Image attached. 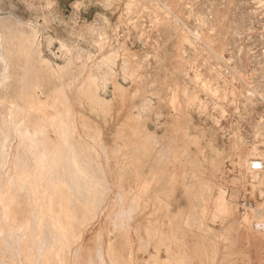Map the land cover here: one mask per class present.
<instances>
[{"label": "rangeland", "instance_id": "374dc122", "mask_svg": "<svg viewBox=\"0 0 264 264\" xmlns=\"http://www.w3.org/2000/svg\"><path fill=\"white\" fill-rule=\"evenodd\" d=\"M5 17L16 19L19 27L38 30L41 56L54 69L67 59L61 43L81 58L70 72L75 74L64 77L63 82L71 83L68 95L78 132L97 151L109 189H104L106 195L96 193L100 209L92 223L86 224L69 264H99L101 251L110 264L111 242L119 263V258L131 256L133 264H154L156 260H172L170 264H264V237L253 229L255 212L264 200L260 195L264 192V0H0V18ZM14 49L9 44L1 46L0 64L4 60L10 64L0 75L1 96L16 95V87L24 81V71L15 64ZM115 52L117 62L99 68L100 61ZM35 63L38 69L34 68V73L45 86L40 92L52 91L57 80ZM81 68L84 72H79ZM99 69L110 74L100 91L101 97L110 101L108 112L78 93L89 73ZM9 70L20 72L19 79L9 78ZM82 122L88 123V128L82 127ZM96 134H101L98 143L88 140ZM249 161L262 163L257 182L251 178ZM39 192L37 198L32 196L35 203L43 197ZM136 193L138 208L130 218L134 220L130 246L127 243L122 250L126 241L119 237L114 215L129 210ZM222 195L224 203L218 202ZM27 196L17 195L12 207L21 219L33 215L34 222L27 224H33L35 230L40 224L33 212L41 206L37 209L38 204H33L32 208L25 203ZM58 196L73 198L67 191ZM81 211L79 214H86ZM191 215L189 242L192 245L196 237L197 248L191 247L183 259L180 242L186 229L184 221ZM3 222L7 230L8 224ZM24 223L16 234L23 235V229L28 228ZM46 224L50 225H42ZM151 229L155 235L151 237L152 254L147 245L144 249L133 245L149 241L147 230ZM22 235L11 233L18 241V236L23 237L22 242L28 239ZM4 236L0 237V264H24L26 259L25 264H32L33 259L36 264L39 258L37 264H45L47 250L41 256L35 247L26 250L14 239L19 248L13 254ZM129 247L134 252L127 250ZM144 253L148 254L146 259Z\"/></svg>", "mask_w": 264, "mask_h": 264}, {"label": "bare ground", "instance_id": "6f19581e", "mask_svg": "<svg viewBox=\"0 0 264 264\" xmlns=\"http://www.w3.org/2000/svg\"><path fill=\"white\" fill-rule=\"evenodd\" d=\"M19 26H20L19 22L12 17L0 18V50H1V46L6 44H9V46L10 45L13 46L15 48L14 49L15 51L13 52L17 55V57L15 58V64L16 66L19 64L21 70L24 71V81L21 82V85L16 87V89L18 90L16 95L12 96L6 93V95L1 96L0 94V108L3 109V110L0 109V196H1L0 203L1 206L3 207L2 208L0 206L2 208V210L0 209V237L2 236V234L5 235L4 237H8L6 239L7 244L5 245L9 246V248L7 246L6 248L11 249L12 251L11 250L10 251L14 254L15 252L14 249L16 250V247L17 248L19 247L16 246L13 241L14 239L18 241L16 239V236L15 238L11 237V233L21 236L22 232L20 234L18 233L16 234L15 232L16 231L19 232L21 228H24L22 225L21 226L19 225L21 222L25 221L26 223L24 224L27 225V226L25 225V227L28 228L23 229L24 233L22 236H24V239L25 238L28 239H25L22 242L23 237L18 236L19 238H21L18 241L19 246H22L23 244V247L24 249L26 248V250L28 248L29 250H33V247H35L36 250H38V253L40 254L44 252V250H47V253L49 254L47 255L45 251L46 253L45 258L47 256L45 264H69L70 261L69 257H71L74 248L78 246V243L80 244L82 242V239L84 237V228L86 227V224L88 222L93 221L96 218V213L98 212L97 210L100 209L98 208L100 202L98 204V199L95 197L96 193L99 195V191H100V195H102L104 189H107L109 185H108L107 177L104 174V170L99 161L100 159L98 160L97 151L90 144L84 141L81 134L78 132L79 129L78 119L76 118L74 107L68 95V92L71 89V83L67 84L63 82L64 77L69 76L70 74L72 75V73H74V71L72 73L70 72L73 66L77 63V61H80L81 58L75 56L71 48H69L64 43H61V51H64L66 53L67 59L63 66L58 67V69H54L41 56L42 55L40 50L41 48H40V43L38 41V34H39L38 30L32 26H30L29 28H27L26 26L24 28ZM102 42L100 43L101 45H103ZM26 49L29 50V53L27 52ZM24 50H26L25 53ZM117 58L118 55L116 52L110 53L100 61L99 68H101L102 66L110 67L114 65L117 62ZM35 62H39L40 68L45 67L46 69L45 71H47L48 75H50L55 80H57L58 84L52 91L46 89L44 93L40 92V90L42 89L44 90L45 86H43L41 76L37 73H34L35 70L34 68L38 69V67L36 66L37 64ZM83 66H85V64ZM9 67H10L9 61L4 60L0 64V75L3 74V70L7 71ZM81 69L79 70V72L83 71L84 68ZM102 69H99L97 73H93V72L89 73L86 81H84V83H81L82 85L80 86L78 93H80L81 97L92 103L91 105L99 108L103 112H108L109 106L111 105L110 101H107L106 99L101 97L100 91L102 88L101 86L104 85L107 80L106 79L107 75L109 76L110 74L101 71ZM126 70L127 69L124 68V72H126ZM7 74L9 78L14 79L15 77L19 79L18 77L21 73L13 72L9 70ZM76 74L81 75L82 72L81 74L80 73H76ZM41 94L43 95L45 94V97L43 96L41 97L40 96ZM87 124L88 123L82 122L81 125L84 128H88ZM99 136H101V134L99 135L96 134L95 136L94 135L88 136L87 138L88 140H96V143H98L97 140L100 141ZM152 143L154 144L155 142L153 141ZM96 146L98 147V144H96ZM156 147H157V143H156ZM249 163L251 165L250 169L252 172L251 173L252 174L251 178H253L252 180L261 179L260 174H258L261 170H263L261 161H252V162L249 161ZM257 184L256 185L259 186L260 183L258 182ZM117 189L121 190L120 188ZM48 191L49 192L59 191V194L60 192H62L63 194V192L67 191L68 197L70 194L73 195L72 196L73 198L69 199L67 197L69 200L63 197L60 198L57 192V194L55 193L59 197L57 199L56 197H54L56 196L54 192H53L54 196L52 194L51 196H49L50 193L47 195L46 193H48ZM37 192H39L40 194L42 193L43 197L41 194L42 198H38V199L34 198L36 201L35 203L34 200L32 199V196L36 197ZM24 193L25 195H28L27 196L28 198L25 203L32 205V208L34 206L33 204H38L36 205L37 209L38 206L39 208L41 206V208L38 209V211L37 209L31 210V211H35V210L37 211L35 213L33 212V214L35 221L40 224L39 225L37 223L39 225L37 227L38 229L36 228L35 230H32V227L34 226L33 224L32 226H29L30 225L29 223L33 221L32 219L33 215L31 217H25L21 219L18 217L17 211L12 207L17 202L15 201L17 195L19 194L21 195ZM104 195H106V193ZM104 195L103 197L106 198ZM134 195L132 197H134ZM260 195L261 197L264 198V192H261ZM124 197H126V195ZM135 197L133 200L131 198L132 200L131 205L128 206L129 210L122 209L116 212L114 215L115 227L118 229L119 233L120 232L122 233V234L120 233L119 237L122 235L121 238L125 239L126 246H128L130 243L129 240H131L130 238L131 229L133 228L131 222H133L134 220L131 221L130 218L131 215H133V213L136 212L138 208V202L136 200L137 193ZM138 197L140 199L139 201L140 203L142 200L140 195ZM18 199L20 200L21 198ZM123 202L126 204L125 200ZM127 202L130 203L129 201ZM201 202L203 201L201 200L200 203L198 204H201ZM218 202L224 203L225 196L222 195L221 197H219ZM140 206L142 207V205ZM44 207L48 209L44 211ZM25 209H28L27 205L24 208V210ZM81 209L83 211H86V214H82V213H81L82 215L79 214V210L81 211ZM255 214L257 215L256 216L257 219L256 221L254 220L255 223L253 225V229L256 234H262L264 236V200L263 203H261V207H259L256 210ZM26 215H28L27 212ZM187 217L188 218H186V223L184 221V224H186L185 226L186 229L184 228H183L184 230L182 229L183 230V235L181 237L182 242H180V244L182 243L181 249L183 251V259H186L188 257V253L191 247H194L195 249L197 248L196 237H195V241L194 240L192 241L193 243L192 245H190L189 242V238L191 234H193L192 232L193 229L191 231L190 229L191 225L190 223H188V221L190 222L189 219L192 218V215L191 217L189 216ZM201 219L200 222L202 223ZM2 220L8 224L7 225L3 222L5 225H7L6 226L8 227L7 230H5L6 229L5 227L3 228L4 225L1 223ZM112 220H114V218H112ZM76 221L78 222L77 224ZM45 222H49L50 225L48 226L47 224L42 225ZM149 227L151 228V226ZM149 227L148 229H150ZM17 228L19 230H17ZM153 230L154 229H151L150 231L147 230V234L150 236V240H152L151 238L152 236H155L152 234ZM112 234L113 233H111V235ZM0 245L2 246V244ZM124 248L126 250V247ZM129 249L128 250L132 252V247L131 248L129 247ZM109 250H110V254H112V259L110 261L111 262L110 264H115V262L117 264H133L132 262L134 261H132V259L130 258L131 256H129L128 259L125 260L123 258L120 259L119 258L120 255L118 257L119 260H121L119 263L117 258H115V254H116L115 244L113 245L112 242H111V246L109 247ZM3 251L4 250L2 248V252ZM7 252H9V250H7ZM101 252L99 255V260H100L99 264H107ZM145 252H147V250ZM13 254L12 256H14ZM23 254L24 253L20 255ZM97 254H98V250H97ZM36 255L35 258H37L36 260H38L39 256L37 253ZM42 255L43 253L41 254V256ZM48 256H49V260H48ZM6 259L8 258L6 257ZM40 259L41 258H39V261H41ZM33 260H31L32 264H33ZM39 261L35 263L37 264ZM171 261L172 260L166 262L164 260L163 262L156 260L154 264H170ZM25 262L23 263L25 264ZM1 264H7V263L2 262ZM192 264H196V263L192 262Z\"/></svg>", "mask_w": 264, "mask_h": 264}, {"label": "crops", "instance_id": "0c3cea01", "mask_svg": "<svg viewBox=\"0 0 264 264\" xmlns=\"http://www.w3.org/2000/svg\"><path fill=\"white\" fill-rule=\"evenodd\" d=\"M256 234V233H255ZM257 235V234H256ZM259 235H262V234H258V236ZM263 236V235H262ZM264 237V236H263ZM139 242V241H138ZM138 242H134V244L133 245H136V247H138V249H139V246H140V248H142V249H144V246H149V252H150V254H152V250H151V246H152V244H151V242H152V240H149V241H145V242H143V243H138ZM126 244L125 243H123L122 244V250H123V246H125ZM129 249V248H128ZM127 249V250H128ZM172 249V248H171ZM171 249L169 250V252H171ZM116 250V249H115ZM118 251H120V246H118V249H117ZM130 250V249H129ZM133 250V252H134V248L132 249ZM179 251H180V248H179ZM174 252V251H173ZM145 254V253H144ZM171 254H172V252H171ZM170 254V255H171ZM135 255H137L138 256V253L137 254H135ZM169 255V256H170ZM139 256H143V254H141V255H139ZM147 256H148V254H145L144 255V259H146L147 258ZM139 259H140V257H139Z\"/></svg>", "mask_w": 264, "mask_h": 264}, {"label": "built area", "instance_id": "2783aa9c", "mask_svg": "<svg viewBox=\"0 0 264 264\" xmlns=\"http://www.w3.org/2000/svg\"><path fill=\"white\" fill-rule=\"evenodd\" d=\"M249 204L251 205V203H249ZM243 205H244V206H247V205H248V203H247V202H244V203H243Z\"/></svg>", "mask_w": 264, "mask_h": 264}]
</instances>
